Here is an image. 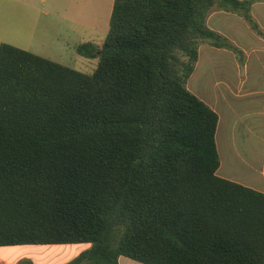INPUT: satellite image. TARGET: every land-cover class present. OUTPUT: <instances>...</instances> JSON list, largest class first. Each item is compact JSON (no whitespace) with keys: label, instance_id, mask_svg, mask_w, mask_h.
<instances>
[{"label":"trees","instance_id":"trees-1","mask_svg":"<svg viewBox=\"0 0 264 264\" xmlns=\"http://www.w3.org/2000/svg\"><path fill=\"white\" fill-rule=\"evenodd\" d=\"M258 0H114L85 74L0 44V247L88 245L66 264H264V193L217 175L219 115L188 82L207 22ZM19 264H34L25 259Z\"/></svg>","mask_w":264,"mask_h":264},{"label":"crops","instance_id":"crops-1","mask_svg":"<svg viewBox=\"0 0 264 264\" xmlns=\"http://www.w3.org/2000/svg\"><path fill=\"white\" fill-rule=\"evenodd\" d=\"M250 14L256 28L240 13L218 7L211 10L207 19L209 27L230 40L241 54L207 45L210 94L199 87L195 89L200 94L198 97L219 115L217 175L264 193V0L255 1ZM39 246L54 248L44 251ZM70 246L73 245L0 247V264H19L25 259L34 264H66L82 252L64 260L66 247ZM119 263L142 264L123 256Z\"/></svg>","mask_w":264,"mask_h":264},{"label":"rangeland","instance_id":"rangeland-1","mask_svg":"<svg viewBox=\"0 0 264 264\" xmlns=\"http://www.w3.org/2000/svg\"><path fill=\"white\" fill-rule=\"evenodd\" d=\"M113 5L114 0H0V44L7 43L79 72L93 74L99 58H85L78 54L77 47L85 42L102 47L109 32ZM209 50L207 45L202 46L200 64L188 82L196 96L200 95L196 87L210 94ZM86 247H66L63 259H73ZM38 248L48 251L54 247Z\"/></svg>","mask_w":264,"mask_h":264}]
</instances>
